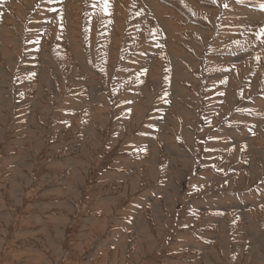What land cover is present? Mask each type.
<instances>
[{
    "label": "rangeland",
    "instance_id": "obj_1",
    "mask_svg": "<svg viewBox=\"0 0 264 264\" xmlns=\"http://www.w3.org/2000/svg\"><path fill=\"white\" fill-rule=\"evenodd\" d=\"M107 4L0 0V264H264V0Z\"/></svg>",
    "mask_w": 264,
    "mask_h": 264
},
{
    "label": "snow or ice",
    "instance_id": "obj_2",
    "mask_svg": "<svg viewBox=\"0 0 264 264\" xmlns=\"http://www.w3.org/2000/svg\"><path fill=\"white\" fill-rule=\"evenodd\" d=\"M238 2H239V0H238ZM225 7H227V5H225ZM261 7L264 8V5H261ZM107 8H108V4H107V0H105V11H107ZM260 35L264 36V29L260 30ZM261 43H264V39L261 40Z\"/></svg>",
    "mask_w": 264,
    "mask_h": 264
},
{
    "label": "bare ground",
    "instance_id": "obj_3",
    "mask_svg": "<svg viewBox=\"0 0 264 264\" xmlns=\"http://www.w3.org/2000/svg\"><path fill=\"white\" fill-rule=\"evenodd\" d=\"M189 169V168H188Z\"/></svg>",
    "mask_w": 264,
    "mask_h": 264
}]
</instances>
